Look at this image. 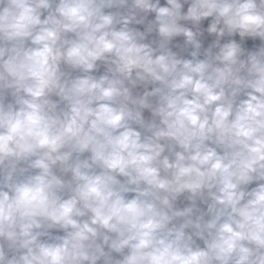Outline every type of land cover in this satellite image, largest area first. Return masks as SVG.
<instances>
[{
  "label": "clouds",
  "instance_id": "9594fccd",
  "mask_svg": "<svg viewBox=\"0 0 264 264\" xmlns=\"http://www.w3.org/2000/svg\"><path fill=\"white\" fill-rule=\"evenodd\" d=\"M0 264H264V0H0Z\"/></svg>",
  "mask_w": 264,
  "mask_h": 264
}]
</instances>
